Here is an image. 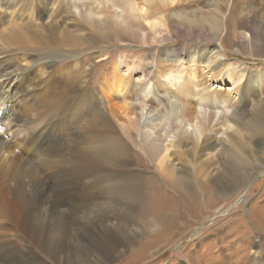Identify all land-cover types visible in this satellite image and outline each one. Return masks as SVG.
I'll use <instances>...</instances> for the list:
<instances>
[{"label":"bare ground","instance_id":"6f19581e","mask_svg":"<svg viewBox=\"0 0 264 264\" xmlns=\"http://www.w3.org/2000/svg\"><path fill=\"white\" fill-rule=\"evenodd\" d=\"M174 1L126 0L121 2L123 5L118 9L116 3L108 0L110 7L103 6L106 3L103 1V5L96 9L86 8L82 4L85 7L83 9L75 2L73 6L77 9L71 13L70 18L61 17L58 21L55 19L51 25L46 23V34L38 36L35 32L44 28V25L40 26L35 21L56 11L57 7L49 3L52 0H47V3L41 5L43 7L31 4L32 0L22 3L21 6L17 5L16 0H0V123L3 124L0 130V264L28 263L27 261L32 262L31 264H47L29 245L20 250L25 256H15V241L20 236L31 239L38 246L36 249L40 248L45 255L55 260L61 256L60 252L70 253L68 250L71 246L63 240H59L56 247L49 246L50 240L46 236L43 240L37 229L38 224L30 225V219H58L66 220L62 221L66 224L75 223L78 226L75 227L78 236H75L84 242L83 250L74 248L78 253L75 258L79 256L81 264L88 263L85 252L89 249H95L100 258L108 260V256L102 252L108 255L120 245L127 244L130 238L125 232H119L124 233L122 238L116 229L115 232H110L111 238L105 239L97 235L91 227L79 222L90 208V200L85 201L79 194L80 187L87 190L104 184L106 187L99 191L109 202L115 183L126 190L124 198L129 196V188L141 190L139 186H143L142 166L135 164L134 155L126 147L127 144L118 140L123 128H127L128 133H133L136 144L149 154L163 174L177 181L182 180V171L196 169L195 160L208 155L217 145L223 146L222 151H231L239 158L231 163L237 170L245 161L252 159L253 162L252 155L263 149L260 140H256L253 141L257 144L254 152L248 149L250 144L241 150L242 143L237 126L248 123L245 125L250 129L262 127L263 104L254 111L255 119L244 121L249 113L246 111L250 109H247L249 93L245 89L249 84L252 93L259 94L261 90L264 92V84H261L264 75L239 68L237 71H227L226 77L222 74L225 66L218 53L205 59L196 54L194 58L197 61L190 56L189 69L179 64L180 51L176 48L164 51L165 55L156 60L152 78L156 74L162 77L172 89L168 88L167 93L173 97L170 96L172 99L166 101L151 89L162 108L157 107L159 110H156L153 99H142V106L138 107L140 114L132 100L141 92L147 96L151 91L150 87L147 84L133 83L130 72L123 74L116 62L102 70L96 78L95 87H88V75L84 73L85 69L83 70L78 58L74 59L75 71L67 75L60 73L61 77L55 75L56 69L66 61V55L71 52L72 46L80 43L85 25L92 31L93 25L98 22L95 13H110L111 20L117 25L123 26L131 35H137L142 42H147L160 31V21ZM211 5L219 7V1H212ZM245 8V18L239 24L251 33L254 41L251 51L254 55H259L264 53L263 18L259 12ZM16 9H20L21 15L16 14ZM175 16V22L180 25L178 27L197 36L199 41H203V36H208L209 39L210 36L218 37V20L211 18L208 25L185 14ZM20 18L24 19L19 20ZM180 28L178 30L182 31ZM209 28L213 30L211 34L207 31ZM56 35L57 39L52 41ZM92 39L89 37L90 41ZM52 46L56 50L50 49ZM144 56L138 58V62L147 78L151 77V67L146 60L154 61L156 58L149 54ZM192 65L202 68H191ZM242 77L244 83L237 84ZM228 78L235 86L230 87L227 92L216 89L206 91L210 88V79L224 82ZM174 89L177 92H173ZM231 89L236 91L234 96L230 95ZM90 90L98 92L100 98L94 93L95 100L88 105L85 100L89 99ZM239 98V102H236ZM99 99L105 106L104 113L99 115L96 112L92 115L89 125L84 129L83 114L86 112L81 105H86L85 108L89 109ZM144 109L147 113L155 110L158 112L151 115L150 119L140 122L139 115ZM217 125H220L219 128L224 126L220 138L214 136L217 132L214 127ZM245 154L248 155L246 159ZM36 158L39 160L36 161ZM260 166L263 169L264 164ZM134 168L137 170L136 174L131 171ZM212 169L217 167L213 166ZM257 169L260 170V167ZM44 173L48 175L51 183L43 178ZM128 175H134V179H129ZM126 184L128 186H124ZM15 218L23 221L16 225ZM113 218L120 219L112 213L111 218L105 220L109 222ZM124 221L120 219L117 224ZM119 228L123 229V226ZM105 229L110 231L108 227ZM57 231L55 229L53 232ZM257 256L253 255L248 264H261V259ZM75 258L67 257L64 264Z\"/></svg>","mask_w":264,"mask_h":264},{"label":"rangeland","instance_id":"374dc122","mask_svg":"<svg viewBox=\"0 0 264 264\" xmlns=\"http://www.w3.org/2000/svg\"><path fill=\"white\" fill-rule=\"evenodd\" d=\"M28 1L30 0H16V3L21 6L22 3H27ZM97 1L52 0L49 3H53L57 9L50 16L45 15L36 21L34 20L40 26L44 25V28L39 30L34 28L37 30L35 34L44 36L46 34V23L51 25L55 19L58 21L61 17L70 18L71 13L77 9L73 6L75 2H78L81 8H83L82 4H85L86 8L92 9H96L98 6L101 7L103 1L107 3V0ZM108 1L116 3L117 6H115L118 9L120 5H123V1L126 0ZM212 1L215 2V0H175L168 7L169 9L163 20L157 19L161 23L160 31L156 32L155 37L150 38L151 40L148 39L147 42H142L137 35H131L123 26L117 25L111 20L110 17L112 15L110 13H95L94 16L97 17L95 19H98V22L93 25L92 31L86 28L87 26L85 25L80 43L72 46L71 52L68 56L66 55V61L56 69L55 75L61 77L63 73L64 75L70 74L75 69L74 59L78 58L83 70L85 69L84 73L88 75V87H95L96 78L102 70L112 62H116L123 74L130 72L133 83L149 85L150 90L153 89L160 97H164L168 101L173 96L167 93L169 86L165 83L166 81L162 77L156 76L157 74L154 79L152 77L157 58L165 55L164 51L176 48L178 52L180 51V54H178L179 64L186 68L191 66L190 56H193V59L197 61L194 58L196 54H200L202 59H205V57L218 53L219 59L224 62L225 68L223 67L222 69L224 76L228 77L227 71H237L239 68L249 70L250 73L257 72L260 76H263L264 53L253 54L251 47L254 41L251 33L242 28L239 23L245 18V7L250 11L259 12L263 18L261 22H264V0H218L219 7L211 5ZM45 3H47V0H32L31 2V4H36L40 7H43L41 5ZM106 3L103 6H111ZM20 12V9H16L17 15H21ZM175 14H185L197 22H204L208 25L211 22V18L218 20L220 27L218 37L215 38L214 36L212 38L210 36L211 39H209L207 38L208 36H203V41H199L197 36L190 35L184 28L178 27L180 25L175 22ZM23 19L20 18L19 20ZM142 24L144 25L145 23L142 22ZM179 28L182 31H179ZM207 31L211 34L213 30L209 28ZM57 37V35L54 36L52 41L56 40ZM89 37L93 39L90 41ZM161 39L165 40L161 41ZM254 40L257 42L256 39ZM50 49L56 50L54 46L50 47ZM144 54L146 56L149 54L156 58L154 61L152 59L146 60L148 66L150 65L151 67V77L147 78L144 77L138 62V58L145 57ZM170 58L174 57L170 56ZM199 61L202 63L201 58ZM195 67L202 68L199 65H192L191 68ZM244 81L242 77L237 84L241 85ZM231 82L232 80L230 81L229 78L224 79V82L210 79L209 83L207 82L210 88H207L206 91L211 92L216 89L227 92L230 87L235 86L234 82ZM261 84H264V78ZM251 89L249 84L245 89L249 93L247 109H250L246 111V113H249L244 121L255 119L254 111L261 104L264 105V92L261 90V93L255 94L252 93ZM169 90L172 89L169 88ZM174 91L177 92L175 89ZM90 92L89 99L85 100L88 105L92 103V100H95L94 93L97 98H100L98 92L94 90H90ZM229 92H231L230 95L234 96L236 91L231 89ZM237 96L240 97V94H237ZM149 98L156 103V110L162 108L161 104L158 105L159 101L155 98L152 90L149 91L147 96H144L141 92L132 100L133 104L137 106L139 114L142 99L146 101ZM240 98L236 102H239ZM101 102L99 99L98 103L89 109L85 108L86 105H81L82 108L84 107L83 111L86 112V114H83L84 118H86H83L84 129L89 125L88 122L92 115L96 112V114L100 113L99 115L104 113L105 106ZM156 110L152 113H147L144 109L142 114L139 115V121L150 119L151 115H155L158 112ZM245 124L237 126L238 135H240L241 139L240 143H242L241 150L250 144L248 149L254 152L257 144L253 141L256 140H260L263 146L261 151H257L252 155L254 156L253 162L252 159H249L241 166H238L239 169L237 170L232 167L231 163L239 158L231 151H222L223 146L217 145L209 152L210 154L201 156L200 160H195L196 169L182 171L181 181L163 174L149 157V154L136 144L133 133H128L127 128L120 130L118 140L125 145L127 144L126 147L134 155L135 164L142 166L143 186H139L141 190L129 188L130 194L129 196L127 195V199V197L124 198L126 190L115 183L110 203L99 191L106 187L104 184L97 185L96 188H88L87 190L83 186L80 187L79 194L85 201L87 199L90 200V205L88 206L90 208L79 222L84 226L91 227L102 238H111L110 232H115L118 229L117 234L121 235L120 237L123 236L122 238H124V233L119 232H125V235H128L130 240L125 244L126 246L120 245L108 255L101 251L102 254L108 256V260L100 258L95 249L87 250L85 252L88 259L87 264H248L255 254L261 259V264H264V166L263 169L260 166L264 164V123L258 129H250ZM219 127L220 125L214 127L217 130L214 136L218 138L222 135L221 129H224V126ZM225 145H228V143L225 142ZM244 157L246 159L248 155L245 154ZM35 160L39 159L36 158ZM249 163L250 166H248ZM213 166H216L217 169H212ZM257 167H260V170ZM131 171L134 174L137 173L135 168ZM42 176L44 179L47 178L46 181L48 183H51L46 173L42 174ZM127 177L134 179V175H128ZM135 180L134 182L137 185V178ZM124 186H128V184ZM92 203L94 206H92ZM107 211L111 212L108 213ZM112 213H115L121 220L125 221L121 222L120 225L117 224L120 219L116 218L107 222L106 218H111ZM86 215L87 217H85ZM19 220L20 218H15L16 225L23 221V219ZM30 220V225L36 226L38 224L39 227L37 229L42 234L43 240L44 236L50 240L49 246L56 247V243H60L59 240H63L71 246L68 251L74 254L71 255L67 251L60 252L59 256H61L56 258L57 260L50 256L51 259H49L48 255H45L40 248L36 249L38 246L31 239L20 236L21 240L17 238L15 241V256L18 258L25 256L22 255L20 250H23L26 245H29V248L37 252L39 256L41 255L40 257L45 259L47 264H64L67 257L74 256L75 258V255L78 254L74 248L83 250L84 242L79 240L80 237L78 239L75 236L77 235L75 227H78L75 223L66 224L62 222L66 220L60 221L58 219L54 221L45 219ZM32 221L33 223L35 222L34 225ZM122 226L123 229L119 228ZM107 227L110 231L105 229ZM55 229L58 231L53 232ZM27 262L29 264L32 263ZM67 264H81L80 257L78 256Z\"/></svg>","mask_w":264,"mask_h":264}]
</instances>
